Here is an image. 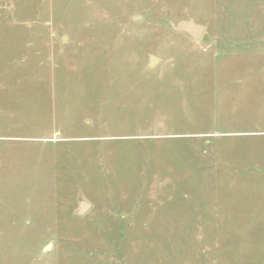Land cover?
Instances as JSON below:
<instances>
[{"label":"rangeland","instance_id":"374dc122","mask_svg":"<svg viewBox=\"0 0 264 264\" xmlns=\"http://www.w3.org/2000/svg\"><path fill=\"white\" fill-rule=\"evenodd\" d=\"M0 264H264V0H0Z\"/></svg>","mask_w":264,"mask_h":264},{"label":"water","instance_id":"95a60500","mask_svg":"<svg viewBox=\"0 0 264 264\" xmlns=\"http://www.w3.org/2000/svg\"><path fill=\"white\" fill-rule=\"evenodd\" d=\"M171 26L176 31H183L192 36L195 41L202 38L205 26L201 23L196 22L194 19L180 20L178 22H171ZM156 58L152 57V63L155 62ZM89 208V204H82L81 211H86Z\"/></svg>","mask_w":264,"mask_h":264}]
</instances>
